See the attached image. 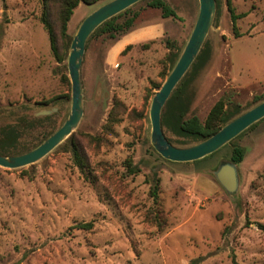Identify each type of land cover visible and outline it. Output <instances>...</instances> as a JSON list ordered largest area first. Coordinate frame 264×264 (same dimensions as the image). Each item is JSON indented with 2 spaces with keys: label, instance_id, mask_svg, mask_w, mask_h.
<instances>
[{
  "label": "rangeland",
  "instance_id": "obj_1",
  "mask_svg": "<svg viewBox=\"0 0 264 264\" xmlns=\"http://www.w3.org/2000/svg\"><path fill=\"white\" fill-rule=\"evenodd\" d=\"M107 1L79 2L68 37ZM163 1L175 18L161 20L160 10L145 1L131 12L139 10L136 27L162 24L166 37L130 44L123 53L126 46H116L124 36L89 40L81 65L83 114L73 132L33 164L0 166V264H264V119L192 162L166 160L150 143L151 99L170 72L165 39L181 53L199 7L198 0ZM45 2L63 53V0ZM231 5L244 16L234 29L226 0H217L205 38L209 59L179 90L191 96L184 118L204 121L220 98L225 109L264 100V0ZM42 8L43 0H0V127L50 116L21 136L19 148L39 144L70 111V43L58 62L40 21ZM233 146L244 156L235 163L238 189L229 196L214 171L230 161ZM127 159L137 172L128 171ZM87 222L91 228L79 226Z\"/></svg>",
  "mask_w": 264,
  "mask_h": 264
},
{
  "label": "water",
  "instance_id": "obj_2",
  "mask_svg": "<svg viewBox=\"0 0 264 264\" xmlns=\"http://www.w3.org/2000/svg\"><path fill=\"white\" fill-rule=\"evenodd\" d=\"M141 0H108L87 14L73 35L67 56V72L71 85L70 111L63 123L36 147L20 154L1 155L0 166L15 169L33 164L67 138L77 127L83 114V83L81 65L87 39L107 19L122 12ZM198 13L190 35L174 66L154 93L150 107V143L164 159L172 162H192L208 156L255 122L264 118V100L224 124L209 137L190 146L177 147L168 141L161 125L162 109L174 87L189 69L198 55L212 25L216 11V0H198ZM47 113V112H43ZM214 176L229 196L238 189L236 164L222 161Z\"/></svg>",
  "mask_w": 264,
  "mask_h": 264
},
{
  "label": "trees",
  "instance_id": "obj_3",
  "mask_svg": "<svg viewBox=\"0 0 264 264\" xmlns=\"http://www.w3.org/2000/svg\"><path fill=\"white\" fill-rule=\"evenodd\" d=\"M96 1H99V0H63V8L59 12V19H60L59 28H60L61 37L63 38L65 42L63 41L64 51L63 53H60L59 45L57 43L56 33L54 31L52 22L50 20L49 8L47 5V2L43 0V8H42V12L40 15V21L42 22L43 26L48 32L49 39H50V46L58 62H62L64 60V52L71 41V37H68L66 31H67V23L70 20L73 9L78 5L79 2L90 4ZM142 1H145L146 5L150 8L159 9L161 18H168V17L175 18L176 17V13L174 9L170 7L163 0H141L139 2H142ZM139 2L135 4H138ZM226 4H227V9L229 11V15L231 18L232 26L235 29V23L237 19L240 17H243L244 14L243 13L235 14L234 8L231 5V0H226ZM132 6L126 8L122 12L107 19L101 25H99L87 39L85 48H87V44L89 40L92 37H94L96 34H108L112 38H115L118 40L119 36L124 35L131 28L136 26L137 25L136 18L139 14V10L131 12ZM130 12H131L130 15L125 16L129 14ZM123 16H125L124 19L119 22L118 19ZM172 43L173 41H171L169 38L165 39V44L168 50V54L165 57V60L167 61V64L170 66V70L172 69V67L174 66L176 60L178 59L180 55V50L172 46ZM130 46L131 45H127L121 53H123L127 48H130ZM209 56H210V46L205 41L198 55L194 59L193 63L191 64L189 69L186 71V73L183 75V77L180 79V81L177 83V85L174 87L173 91L171 92L169 98L167 99L162 109V113H161L162 129L164 130L165 128L168 132H170L172 135H174L177 138L178 143L185 145V146H190L194 143H197L209 137L210 135L215 133L218 129H220L224 124L228 123L230 120H232L233 118L237 117L238 115H240L241 113H243L244 111L252 107V106H249L246 109H241L239 106H233L230 109H225V105L227 103L223 99L220 98L210 109L204 121L199 120V118L195 115L184 118L191 96L189 94L179 95V90L181 86L188 84L190 72H192L193 70H197V69L199 70L208 61ZM174 99H176L175 102H173ZM49 119H50V116L35 117L33 119H26L25 117H21L17 120H13L7 123L6 125L0 127V154L1 155H14L16 153L18 154V152L28 151L32 149V147L33 148L36 147L38 143L37 145L35 144V146L33 145L32 147L25 146V147L19 148V145H18L19 140L24 133H26L28 130L33 128L36 122L49 120ZM263 119L264 118H262L261 120ZM261 120L249 126L247 129L241 132L238 136H240L245 131L253 128ZM47 137H48V134H45L43 136V140ZM43 140L41 139L40 141L42 142ZM168 141L172 143L170 139H168ZM74 155L77 158L79 157L75 149H74ZM208 156H205L202 159ZM243 156H244L243 149L239 146H233L232 152L230 155V160L237 164L242 161ZM80 162L81 161H78V163ZM126 162H127L126 168L128 169V171L132 173L137 172V169L136 167L133 166L131 159H127ZM157 188H158V185L157 183H155L151 190V194L154 200H157ZM92 225H93L92 222L79 224V226L83 228H91ZM259 226L262 230H264V225H259ZM232 264H238V263L233 259Z\"/></svg>",
  "mask_w": 264,
  "mask_h": 264
},
{
  "label": "crops",
  "instance_id": "obj_4",
  "mask_svg": "<svg viewBox=\"0 0 264 264\" xmlns=\"http://www.w3.org/2000/svg\"><path fill=\"white\" fill-rule=\"evenodd\" d=\"M164 19L165 18H161V20ZM165 35L166 28L162 24H153L152 22H147L145 24H140V26L137 27L134 26L127 33L122 35L121 37H124L120 40V44H118L116 48L119 50L124 46L136 44L152 38H164L166 37Z\"/></svg>",
  "mask_w": 264,
  "mask_h": 264
}]
</instances>
